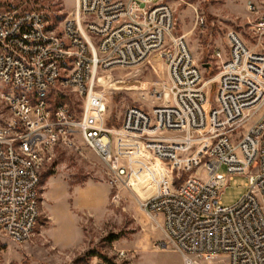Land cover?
<instances>
[{"label": "built area", "instance_id": "obj_1", "mask_svg": "<svg viewBox=\"0 0 264 264\" xmlns=\"http://www.w3.org/2000/svg\"><path fill=\"white\" fill-rule=\"evenodd\" d=\"M175 26L166 1L77 0L61 29L45 11L4 9L0 1V83L7 88L0 95L7 109L0 121V229L7 237L31 239L41 168L57 145L74 147L81 136L116 185L128 172L119 139L137 138L159 161L190 173L141 202L155 224L161 219L166 238L159 246H172L184 264L224 255L229 264H264V50L257 46L264 16L251 27L256 47L227 33V50H215L218 71L208 80ZM155 54L167 66L166 102L149 110L130 105L121 127H109L99 70L137 66ZM56 89L83 100L79 115L51 100ZM237 175L248 176L247 192L224 206L222 192Z\"/></svg>", "mask_w": 264, "mask_h": 264}, {"label": "rangeland", "instance_id": "obj_2", "mask_svg": "<svg viewBox=\"0 0 264 264\" xmlns=\"http://www.w3.org/2000/svg\"><path fill=\"white\" fill-rule=\"evenodd\" d=\"M4 9L45 11L53 26L72 16L77 0H0ZM166 1L174 10L175 34L183 35L205 78L218 71L215 50H227V33L237 31L256 47L252 25L264 16V0H153ZM255 7L254 10L249 8ZM203 19V22H201ZM260 49L264 50V38ZM210 64L209 67L206 65ZM168 71L159 54L143 64L99 70L97 89L106 95L105 117L119 129L128 106L146 110L166 102ZM7 88L0 83V95ZM215 84H212V92ZM53 102L67 103L79 115L83 100L70 89H56ZM7 116L0 96V121ZM120 138L127 175L112 185L109 165L76 137V145H57L52 158L41 168L40 216L31 239L17 243L0 229V264H184L172 246L162 247V238L150 239L152 220L141 202L180 185L189 172L177 171L145 151L139 139ZM123 144V145H122ZM128 144V145H129ZM129 148L130 150H126ZM226 171L225 166L221 168ZM248 176L237 175L225 186L221 202L235 204L246 192ZM118 193V199L113 195ZM211 264H229L221 256Z\"/></svg>", "mask_w": 264, "mask_h": 264}, {"label": "crops", "instance_id": "obj_3", "mask_svg": "<svg viewBox=\"0 0 264 264\" xmlns=\"http://www.w3.org/2000/svg\"><path fill=\"white\" fill-rule=\"evenodd\" d=\"M148 229L151 232L150 239L158 236L162 238L161 241L165 240L166 237H165L164 229L161 226V219H159L156 224L152 221V224L148 227Z\"/></svg>", "mask_w": 264, "mask_h": 264}, {"label": "water", "instance_id": "obj_4", "mask_svg": "<svg viewBox=\"0 0 264 264\" xmlns=\"http://www.w3.org/2000/svg\"><path fill=\"white\" fill-rule=\"evenodd\" d=\"M206 66H207V67H209V66H210V64H207Z\"/></svg>", "mask_w": 264, "mask_h": 264}]
</instances>
